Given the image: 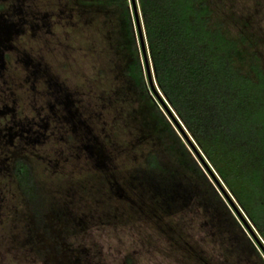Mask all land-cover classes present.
<instances>
[{"label": "rangeland", "instance_id": "374dc122", "mask_svg": "<svg viewBox=\"0 0 264 264\" xmlns=\"http://www.w3.org/2000/svg\"><path fill=\"white\" fill-rule=\"evenodd\" d=\"M91 1L34 0L46 17L37 30L29 28L34 23L25 24L24 36L14 41L41 63L38 88L58 87L75 130L59 123L42 143L41 156L33 158L35 178L51 206V237L36 230L12 184L4 194L0 264H262L195 182L156 180L144 172L145 157L159 149V142L123 74L130 58L120 40L119 16ZM207 1L213 18L230 36H245L244 49L256 51L264 67V0ZM133 30L139 43L134 20ZM141 60L147 75L143 55ZM147 61L150 69L148 56ZM19 69L16 74L23 78ZM205 174L264 261L244 223Z\"/></svg>", "mask_w": 264, "mask_h": 264}, {"label": "trees", "instance_id": "16d2710c", "mask_svg": "<svg viewBox=\"0 0 264 264\" xmlns=\"http://www.w3.org/2000/svg\"><path fill=\"white\" fill-rule=\"evenodd\" d=\"M91 2L119 16L120 40L130 58L123 74L159 142V149L147 153L144 172L156 180L185 177L195 182L203 198L239 229L264 264L205 174L206 170L264 254V67L260 55L247 53L245 36L227 33L225 24L213 18L207 0H135L153 85L184 127L187 139L148 84L140 37L138 43L134 35L131 0ZM18 180L36 230L51 237L47 197L27 170L18 173Z\"/></svg>", "mask_w": 264, "mask_h": 264}, {"label": "flooded vegetation", "instance_id": "af4514ba", "mask_svg": "<svg viewBox=\"0 0 264 264\" xmlns=\"http://www.w3.org/2000/svg\"><path fill=\"white\" fill-rule=\"evenodd\" d=\"M33 5L34 0H0V222L3 206L7 208L4 194L12 184L27 207L18 173L27 170L39 187L33 158L41 156L42 143L54 135L59 123H70L75 130L72 112L59 101L58 87L38 88L43 76L41 63L26 53L22 43L19 47L14 42L24 36L25 24L32 22L29 28L37 30L46 17ZM9 66L15 77L8 74ZM20 67L25 73L23 78L16 74Z\"/></svg>", "mask_w": 264, "mask_h": 264}, {"label": "water", "instance_id": "95a60500", "mask_svg": "<svg viewBox=\"0 0 264 264\" xmlns=\"http://www.w3.org/2000/svg\"><path fill=\"white\" fill-rule=\"evenodd\" d=\"M131 3H132L133 10H134V15L136 17V24H137V27H138V30H139V37H140V41H141V49H142V53H143V56H144L146 73H147V76H148V80H149L150 87L154 91V93L158 97V99L164 104V107L166 108V111L169 113V115H171L174 118V115L172 114V110L168 107V105L164 101V98L162 97V95L160 94V92L158 90H156V88L153 85L152 78H151V73H150V69H149V65H148V61H147V57H146V52H145V48H144V43H143V40H142V35L140 33V26H139V21H138V14H137V11H136L135 0H131ZM174 120H175L176 125L179 128H181V131H182V134L184 135V137H186L187 139H189L188 138V135L186 134V132L184 130V127L182 126V124H180V122H178V119L176 120V118H174ZM238 213L240 215V212L239 211H238ZM245 223H246V220H245ZM246 225H248V224L246 223ZM260 245L262 246V244H260ZM263 250H264V248H263Z\"/></svg>", "mask_w": 264, "mask_h": 264}]
</instances>
